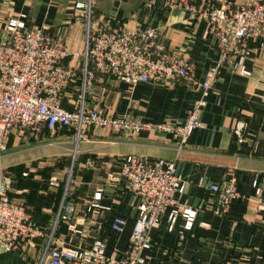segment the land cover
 Returning a JSON list of instances; mask_svg holds the SVG:
<instances>
[{
	"label": "crops",
	"instance_id": "1",
	"mask_svg": "<svg viewBox=\"0 0 264 264\" xmlns=\"http://www.w3.org/2000/svg\"><path fill=\"white\" fill-rule=\"evenodd\" d=\"M75 1L80 0L0 1V27L19 13L25 14L28 28L47 26L46 34L63 42L72 54L63 63L77 71L86 24L72 14ZM90 1L91 31L156 28L160 44L189 57L195 69L189 85L180 80L130 86L98 74L88 86L87 106L150 124L183 122L200 97L199 82L217 58L215 37L208 32L207 23L193 19L180 8L147 6L149 0ZM250 46L251 55L245 60L249 74L239 75L227 67L218 70L200 113L201 125L190 133L177 156L176 139L166 132L133 133L89 126L77 139L72 127L57 126L53 131L41 127L43 134L24 137L21 144L30 145L28 151L24 155L14 151L5 157L4 166L12 176L8 196L23 206L43 235L22 242L16 249H0V264H37L49 239L54 244L70 241L88 245L95 238H104L108 254L122 252L137 214V199L122 180L110 177L128 155L175 160L184 185L176 197L196 210L191 229L185 231L181 217L173 230L167 231L166 215L162 216L158 226L150 230V247L143 253L145 264H264V211L252 198V181L264 172V41H251ZM73 96L69 85L61 95L64 108H73ZM236 121L244 124L241 144L232 132ZM14 144H19V137ZM49 146L63 152L51 151ZM62 157L72 163L69 187H58L52 182L55 176L45 181L34 173V166ZM21 160H25L27 172L21 171ZM230 172L236 175V189L245 198L231 202L224 216H215L210 211L215 194L207 186L222 185ZM96 191L101 193L98 203L107 209L87 211ZM63 197L74 205L73 218L81 230L78 235L67 230L63 213L59 215ZM115 216L125 221L122 233L111 230Z\"/></svg>",
	"mask_w": 264,
	"mask_h": 264
},
{
	"label": "built area",
	"instance_id": "2",
	"mask_svg": "<svg viewBox=\"0 0 264 264\" xmlns=\"http://www.w3.org/2000/svg\"><path fill=\"white\" fill-rule=\"evenodd\" d=\"M146 5L183 9L193 19L204 20L208 32L215 37L216 62L208 66L199 82L200 97L191 105L185 120L150 124L87 106L86 91L98 74L130 86L180 80L189 85L193 82L195 64L186 55L164 48L153 27L91 31V1L80 0L72 7L73 16L86 24L77 71L76 67L63 63L72 54L63 42L46 34L47 26L28 28L25 14L19 13L0 27V151L15 128L25 127L35 134L41 127L49 131L57 126L72 127L78 139L82 129L94 126L133 133H171L176 139L177 156L190 133L201 125L200 113L218 70L227 67L239 75L249 74L245 60L251 55L250 43L264 41V0H149ZM69 85L74 94L72 109L64 108L61 103V95ZM243 128L241 121H236L232 128L238 144L244 141ZM110 178L122 180L137 199V214L123 251L118 255L108 254L104 238H95L88 245L70 241L54 244L49 239L37 264H145L143 253L150 247V230L158 226L163 215H166L167 231L173 230L178 217L183 220V231L191 229L196 210L181 204L176 197L183 192L184 185L176 172L175 160L128 155ZM236 181V175L230 172L222 185L207 186L215 194L210 209L215 216H224L231 202L245 198L237 191ZM11 184V174L0 169V249L4 250L16 249L22 242L43 235L42 228L30 221L23 206L9 198ZM252 188V198L264 211V172L255 176ZM100 197V191H96L87 211L107 209L98 203ZM62 213L67 230L80 234L73 218L74 205L65 197L59 215ZM110 226L113 232L122 233L125 221L115 216Z\"/></svg>",
	"mask_w": 264,
	"mask_h": 264
},
{
	"label": "rangeland",
	"instance_id": "3",
	"mask_svg": "<svg viewBox=\"0 0 264 264\" xmlns=\"http://www.w3.org/2000/svg\"><path fill=\"white\" fill-rule=\"evenodd\" d=\"M86 95H87V91H86ZM85 95V96H86ZM72 104V102H71ZM44 130L42 131L40 129V131H38L35 134H32L28 128L22 127L20 128H15L13 129L9 135L7 136L5 142H4V149L0 151V162L3 163L2 167H0V169H2V171L11 174L7 169V166H4L5 163V157H7L6 155L13 153L14 151L17 152V154L19 155H24L26 153V151H28V147H30V145H26V144H21L22 142H24L23 138L26 137H33V135H37L39 136V134H43ZM19 137V144H14V141H16V139L18 140ZM40 141V140H38ZM51 151H58V152H63L62 149H56L53 146H49V148H47ZM4 156V158H3ZM61 156H59L60 158ZM4 161V162H3ZM22 163V168L21 171L22 172H27L28 166H24V162L25 160H21ZM0 163V164H1ZM39 163V162H38ZM40 165V164H39ZM43 166H34L37 167L34 173H37L39 176H43L44 180L46 181V178H48L49 176H55V180L52 182H56L58 187H69L71 184V179H72V174H71V159H64L63 157L59 160H53V161H49L46 162L45 164H41ZM53 166V168L50 170L48 167L49 166ZM24 170V171H23ZM37 170H43L40 173L37 172ZM41 174V175H40ZM48 182V181H47ZM54 183V184H56ZM53 184V185H54ZM55 228V227H54Z\"/></svg>",
	"mask_w": 264,
	"mask_h": 264
}]
</instances>
